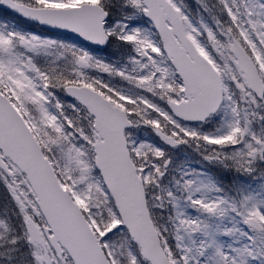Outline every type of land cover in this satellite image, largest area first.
<instances>
[{
  "label": "snow or ice",
  "instance_id": "obj_1",
  "mask_svg": "<svg viewBox=\"0 0 264 264\" xmlns=\"http://www.w3.org/2000/svg\"><path fill=\"white\" fill-rule=\"evenodd\" d=\"M0 264H264V0H0Z\"/></svg>",
  "mask_w": 264,
  "mask_h": 264
}]
</instances>
